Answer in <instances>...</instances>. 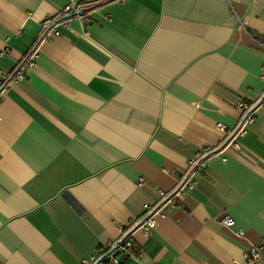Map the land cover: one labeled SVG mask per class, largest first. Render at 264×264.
<instances>
[{
  "label": "crops",
  "instance_id": "obj_1",
  "mask_svg": "<svg viewBox=\"0 0 264 264\" xmlns=\"http://www.w3.org/2000/svg\"><path fill=\"white\" fill-rule=\"evenodd\" d=\"M70 1L0 0V264H81L129 228L145 258L123 264L242 262L264 239V104L240 150L226 134L264 92V0H74L86 19L60 21Z\"/></svg>",
  "mask_w": 264,
  "mask_h": 264
},
{
  "label": "built area",
  "instance_id": "obj_2",
  "mask_svg": "<svg viewBox=\"0 0 264 264\" xmlns=\"http://www.w3.org/2000/svg\"><path fill=\"white\" fill-rule=\"evenodd\" d=\"M85 5H79L74 0H71L69 5L64 9L65 15H72L73 17L79 18L81 20L86 19V14H84L83 8ZM51 21L43 22V33L48 31L51 26ZM256 46L264 49V42L251 37ZM30 66L33 63H29ZM262 80L264 83V67L262 69ZM2 87V82L0 81V88ZM259 103L264 104V92L261 98L257 102L248 103L240 102L238 107L242 111L241 119L239 125L235 130L228 132L226 134L227 143L240 150V145L235 141L237 136H245L248 132V128L253 125L256 121L255 107ZM214 150L206 149L199 152L196 158L189 163V167L185 173H183L177 182L175 189L169 193H162V199L167 200V202H174L176 199L182 201V198L186 197L195 188L196 181L192 178L193 173L196 169L205 166L206 156L212 153ZM165 217V213L159 204L151 206L145 205V215L143 221L138 225L148 237L151 232L157 226V218ZM222 225L227 228H232L235 226V221L231 218H226ZM238 237H243L244 233L238 232ZM145 258V253L140 249L131 239L130 228L123 229L121 232V237L109 243L106 246H101L97 253L88 259H83L81 264H123L128 260L141 261ZM264 259V239L257 245H251L249 249L244 254V260L242 262H234L233 264H260Z\"/></svg>",
  "mask_w": 264,
  "mask_h": 264
},
{
  "label": "trees",
  "instance_id": "obj_3",
  "mask_svg": "<svg viewBox=\"0 0 264 264\" xmlns=\"http://www.w3.org/2000/svg\"><path fill=\"white\" fill-rule=\"evenodd\" d=\"M264 41V40H263ZM23 66H18L17 68H16V70L12 73V75L11 76H16L20 71H21V69H23L22 68ZM1 89V88H0ZM215 152H217V151H213L212 153H210L209 155H207L205 158H208L209 156H211V155H213Z\"/></svg>",
  "mask_w": 264,
  "mask_h": 264
},
{
  "label": "water",
  "instance_id": "obj_4",
  "mask_svg": "<svg viewBox=\"0 0 264 264\" xmlns=\"http://www.w3.org/2000/svg\"><path fill=\"white\" fill-rule=\"evenodd\" d=\"M71 17H73V16H72V15H66V16L62 17V18L60 19V21L67 20V19H69V18H71Z\"/></svg>",
  "mask_w": 264,
  "mask_h": 264
}]
</instances>
